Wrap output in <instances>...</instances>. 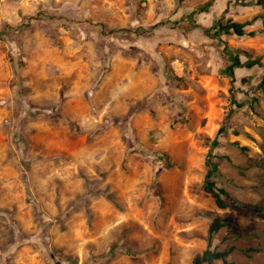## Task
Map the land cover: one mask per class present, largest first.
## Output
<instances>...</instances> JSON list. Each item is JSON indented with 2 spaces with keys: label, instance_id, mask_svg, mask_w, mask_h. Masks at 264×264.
<instances>
[{
  "label": "rangeland",
  "instance_id": "374dc122",
  "mask_svg": "<svg viewBox=\"0 0 264 264\" xmlns=\"http://www.w3.org/2000/svg\"><path fill=\"white\" fill-rule=\"evenodd\" d=\"M0 264H264V0H0Z\"/></svg>",
  "mask_w": 264,
  "mask_h": 264
},
{
  "label": "trees",
  "instance_id": "16d2710c",
  "mask_svg": "<svg viewBox=\"0 0 264 264\" xmlns=\"http://www.w3.org/2000/svg\"><path fill=\"white\" fill-rule=\"evenodd\" d=\"M231 28H235V33H237L239 35L242 34V30H241L240 26H238V25H233V27L226 25L222 31H225L227 33L229 31V29H231ZM204 34L208 35V31H204ZM227 50H228V48H226V47H225V49L223 48V53L226 54ZM227 54L229 56H232L230 53H227ZM235 65H237L236 62H235ZM207 166L209 167V173L207 176L206 188L209 190V192H212L213 189L211 188L212 186H211V183L209 181V178H210V176H213L217 172V166L214 163H211L210 161L207 162ZM216 199H217V203L220 207H225V204L220 199L219 195H216Z\"/></svg>",
  "mask_w": 264,
  "mask_h": 264
},
{
  "label": "crops",
  "instance_id": "0c3cea01",
  "mask_svg": "<svg viewBox=\"0 0 264 264\" xmlns=\"http://www.w3.org/2000/svg\"><path fill=\"white\" fill-rule=\"evenodd\" d=\"M215 15H216V13H214V10H211L210 12H203V13H201L199 15V18L200 19L198 20V22H199V24H201V26H203V28L204 27H207V26H209L212 23ZM215 62L216 63L219 62V58L218 57H216ZM176 63L178 64L179 63V60H177L174 63V65H176Z\"/></svg>",
  "mask_w": 264,
  "mask_h": 264
},
{
  "label": "water",
  "instance_id": "95a60500",
  "mask_svg": "<svg viewBox=\"0 0 264 264\" xmlns=\"http://www.w3.org/2000/svg\"><path fill=\"white\" fill-rule=\"evenodd\" d=\"M244 82V79H242V83Z\"/></svg>",
  "mask_w": 264,
  "mask_h": 264
}]
</instances>
